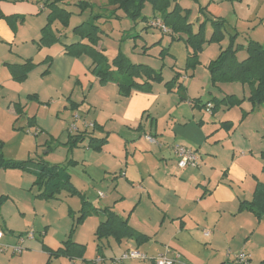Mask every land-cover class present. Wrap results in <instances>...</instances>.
I'll return each mask as SVG.
<instances>
[{
    "label": "crops",
    "instance_id": "0c3cea01",
    "mask_svg": "<svg viewBox=\"0 0 264 264\" xmlns=\"http://www.w3.org/2000/svg\"><path fill=\"white\" fill-rule=\"evenodd\" d=\"M38 1L0 0V39L14 42L17 32L14 22L20 20V22H23V19L26 18H37L42 7L38 6ZM247 1L240 0L237 3L240 5ZM223 4L226 3L215 4L214 0H208L206 6L197 7L196 14L190 15L189 21H195L196 24H199L206 19L221 18L223 11L221 6ZM229 4L232 5V2H229ZM178 5L180 6L179 3ZM200 8H204V10L200 12ZM183 9L189 10L187 8ZM87 10H90L89 17L92 13L108 15L112 9L109 6L102 12H93V9ZM117 11L115 18L111 20H124L126 17H123ZM257 19L258 25L253 28L247 25L244 30L234 24V26H231V31L227 30V35L236 34L238 38L240 34H246V36H243L246 40L243 45H246L248 41H254L264 48V38L257 31L258 28L264 30V13ZM106 21L110 20L103 18L97 22L101 31L97 50H103L104 55L105 52L101 44L103 31L100 23ZM246 21L250 23L249 20ZM131 23L135 24V21ZM207 25L209 26V24ZM147 26H150L149 20L146 21ZM207 33L209 39L211 32ZM56 34L59 37L57 43H61V38L68 39L65 35H61L59 31ZM73 37L70 42L63 41L60 45L61 49L57 50L54 56H47L42 60L43 62H40L46 63L45 71L47 72L44 71V74L52 73L54 69L58 68L59 73H61L59 76L62 75L63 79L74 83V87L70 91L71 94L67 96L65 101L70 110V117L73 113L78 112L82 120L93 123L95 126L93 129L85 130L81 121H79L77 124L79 133L72 135L85 132V138H88V141L91 137L95 139L105 138L106 142L102 150L99 153L95 151L98 154L105 152L104 150L109 146L112 138H116L119 153L124 151L126 153L130 150L132 151L131 155L133 154L132 160L135 157L140 158L139 162L134 165L131 160L128 162L127 159H124L127 165L121 172V176L120 174L118 176L121 178L116 181L117 186L122 187L127 184L132 191L134 190L131 202L128 203L130 206L128 214L122 216L113 211L114 207L121 205L123 200L127 199L122 190L116 193L117 198H113L112 205L98 206L100 202L96 206L92 205L99 211L100 216L96 218V222H93V235L101 220L100 210L109 208L121 218H127L131 229L142 235L145 240L138 243L136 239H122L120 241H116L112 237L101 240L94 239L95 252H93V256H90V253L85 249L84 242L74 233L71 234L69 240L84 247L82 254L76 253L71 258L65 256L50 258L48 253L60 248L69 236L62 241L61 246L53 250L52 246L47 243L50 235H52V229L50 226H46L45 231H43L44 235L41 236L43 239L40 241V255L45 257V263H43L46 264L48 258H50L49 264H106L104 262L105 258L102 256V249L105 247L102 242L108 239L116 244L114 249L119 253V257L129 249H136L149 258H154L166 251H169L170 255L177 252L179 258L174 264H235L234 253L244 252L251 261L252 255L246 252L249 241L243 246V249L238 251L237 248L234 252L229 251L231 246L241 247V244H244L247 240L245 238V241H242L241 244L235 243L236 240L246 235L248 216H253L247 210L240 211V204L252 201L256 184H264V151L259 152L251 146L250 134L245 129L247 119L229 115L231 110L236 107L230 110V108L221 106L217 110H213V104L209 101L212 98L216 100L224 98L225 96L221 92L206 102L200 100L192 103L193 99L188 96L185 97V91L188 89L187 85L190 86V83L185 85L186 76L180 73L178 74V83L184 87V91L181 93L184 100L180 99L177 102V99L165 98L167 94L176 93L179 95V93L175 88L167 92L164 87L166 82H164L162 73L161 83L163 87L158 85L161 83H153L149 92L133 90L129 96H121L114 82L101 83L98 78L90 73L88 67L91 62L88 58H73L65 53V46L78 42V37L75 35ZM131 37L135 38L130 34L122 35V38L126 39H131ZM137 37L141 38L140 35H137ZM237 38L236 44L242 45L237 41ZM34 41V38L31 37L33 45H35ZM122 54L124 55V53ZM137 65L150 67L147 63ZM10 80L11 83L5 81L3 84L12 86L13 83H16L11 79V76ZM156 87L158 88L156 89ZM48 89L52 91L53 88L49 86ZM75 89H77L76 95H74ZM79 94H81L82 100H79ZM35 95L38 99V95ZM48 104L43 106L45 114H47L46 106ZM208 105L211 108H208ZM248 105L250 106L249 111H251L249 102ZM186 113H189L192 119L190 116L185 118L183 115ZM146 137L153 138L156 144L149 143ZM175 144L195 151L199 158L198 167L178 169L176 167L177 158L172 150V146ZM87 148L90 149L88 144ZM117 159L121 160V158ZM117 173H115V176H117ZM261 218L256 219L260 222ZM239 220L242 221L241 225L237 223ZM0 231L3 233L0 246L15 245L18 237L24 234L20 232L15 235L13 230L10 229L5 233L1 227ZM11 237H14L15 241ZM33 240L23 250H28L30 247L36 248V236ZM106 244L110 250H114L109 242H106ZM224 249L229 253H225ZM247 251L249 250L247 249ZM30 254V252H22L18 256L19 258L16 259L0 254V264H14L16 261L22 263L28 259L25 258ZM98 258L100 262H96ZM111 260L112 264H152L140 260L120 263L114 262V259Z\"/></svg>",
    "mask_w": 264,
    "mask_h": 264
},
{
    "label": "rangeland",
    "instance_id": "374dc122",
    "mask_svg": "<svg viewBox=\"0 0 264 264\" xmlns=\"http://www.w3.org/2000/svg\"><path fill=\"white\" fill-rule=\"evenodd\" d=\"M78 1L80 0H68V3L63 5V8L71 13L68 26H64L60 21H55L51 26L55 33L59 31L61 35L68 37V39L61 38V43L49 47L37 45L41 29L46 24L48 13L47 9L43 7L44 1L38 3V6L43 8L37 18H26L23 19V22H20L21 20L14 22L17 28L14 42L0 39V154L5 162L21 163L31 160L41 161L48 166L63 167L70 175V182L76 191L69 192L66 189H61L55 192L51 198L39 197L42 189L34 184L38 166L31 167L29 170L0 166V197H5V200L0 204V227L5 233L10 229L15 235L20 232L24 234L33 232L36 236V248L30 247L28 250H23L24 253H31L25 258L28 259L22 263L16 261L14 264L45 263V257L40 255V241L43 239L40 234L44 233L46 226H50L52 229V235H50L47 243L52 246L53 250L61 246L66 237L69 236L70 238L71 234L76 233L86 245V251L90 253V256H93L95 238L93 235L94 226L92 225L94 221L96 222L99 211L90 213L80 224L74 226L83 200L93 206L99 202L98 206L112 205L113 198H117L116 193L122 190L127 199L123 200L121 205L114 207L113 211L126 216L130 210L128 203L131 202L134 190L132 191L127 184L122 187L117 186L116 181L121 178L118 176L119 174L121 176V172L127 165L124 159H127L128 162L131 160L134 165L139 162L140 158L135 157L132 160L133 154L131 155L132 151L130 150L126 153L125 151L119 153L116 138H112L109 146L105 148V152L101 154L87 148L88 138H84L77 146L70 145L66 127L72 118L65 101L74 87L73 82L66 81L62 75L59 76L61 73H59L58 68L54 69L55 72L53 70L52 73L44 74L47 66L46 63H41L28 73L22 83H13L12 86L3 84L5 81L11 83L9 71L4 63H21L28 58H32L35 63H40L45 57L54 56L55 52L61 49L60 45L63 41L70 42L71 38H74L73 27L86 20L90 13V10H87L80 15L79 8L75 6ZM87 1L93 4V12H102L109 8L108 0ZM177 2L181 8L189 9L190 15H192L196 14L197 7L206 6L208 0H177ZM229 2H232V5ZM237 2L240 0H214L215 4L226 3L221 6L223 11L220 18L224 21L223 32L225 37L219 41H208L207 32H211V27L207 25L204 34L207 41L204 42L202 50L198 54L194 68L187 66V51L189 49L183 39L172 41L169 34L151 26L146 27L147 20H156L153 18L156 14L153 13L149 3H145L141 11V17H145L146 21L139 19L135 21V24H130L133 21L124 18L122 21L109 19L110 21L101 22L100 26L103 31L101 44L105 56L110 62L119 52H122L137 64L147 63L153 69L161 70L164 82H168L179 73L186 76L185 85L190 83V86L187 85L185 97L206 102L221 92L225 97L234 95V97L242 100L240 107L235 106L236 108L232 110L231 108L234 107H230L231 114L229 115L242 118L244 111L249 112L245 116L247 119L245 129L250 134V138H248L251 140V146L260 152L264 151V103L249 111L250 106L247 101L249 89L247 86L234 82L221 84L217 88L211 84L207 70L208 64L216 59L220 48H225L228 45L227 34L228 31H231V26L237 24L241 30H244L247 25L253 28L258 25L257 18L264 13V0H248L240 5ZM117 12L124 17L121 10ZM246 20H249L250 23ZM192 22L195 23V26L198 25L195 21ZM144 27L145 29H143ZM194 30L196 31V27ZM257 31L264 38V30L258 28ZM127 34L135 38H122V35ZM137 35H140L141 38ZM243 36L246 34H240L237 38V41L242 45L246 41ZM31 37L34 38L35 45L32 44ZM245 46L243 45L239 52V60L246 57ZM158 85L163 87L162 83ZM49 86L53 88L52 91L48 89ZM76 92L77 89H75L74 95ZM30 94H34V97H30L32 96ZM35 94L38 95V99ZM79 95V100H82L81 94ZM169 95L167 94L165 98L177 99V102L181 99L176 93ZM14 103H20L23 106L25 112L23 116L14 115ZM44 104H48V106L45 105L47 114L44 112ZM183 116L185 118L190 116L192 119L189 113ZM32 117H34V122L30 125L28 119ZM117 158H121V160ZM99 193L103 197H99ZM248 217L246 222L247 233L235 243L241 244L245 238L247 240L241 244V247L231 246L229 251L234 252L237 248L239 251L249 241L246 252L252 255L250 264H258L264 259V216L260 222L254 215ZM237 223L241 225L242 221L239 220ZM11 239L15 241L14 237ZM30 241L33 242L34 240H25L23 248L28 246ZM106 242H109L112 249L116 244L111 239L102 242L105 246L102 249L104 262L112 264L111 259L118 258L119 253L115 249L110 250ZM224 251L229 253L226 249ZM0 254L9 258H19L18 254L11 255L10 251ZM231 255L229 256L232 258L233 255Z\"/></svg>",
    "mask_w": 264,
    "mask_h": 264
},
{
    "label": "trees",
    "instance_id": "16d2710c",
    "mask_svg": "<svg viewBox=\"0 0 264 264\" xmlns=\"http://www.w3.org/2000/svg\"><path fill=\"white\" fill-rule=\"evenodd\" d=\"M41 1H44L43 7L48 10V13L46 15V24L41 29V36L37 45L49 47L59 41V37L52 30V24L55 21H60L64 26H68L71 13L62 7L68 3V0H39L38 2ZM145 3H149L153 13L156 14L153 18L160 19L169 29L168 34L172 41L184 40L185 45L189 49L187 51V66L191 68H194L198 54L201 52L204 42L207 41L204 35L207 24L211 27V35L208 41H219L225 37L223 32L224 21L220 18L204 20L196 26L195 31V23L189 21L190 11L182 9L176 0H108V6L112 9L109 14L92 13L86 20L73 27L72 33L79 40L65 46L64 50L70 57L88 58L91 62L88 67L90 73L98 78L101 83L114 82L118 87L119 94L124 97L129 96L133 90L149 92L153 83L162 82L161 71H154L145 65L133 64L120 52L110 62L104 55L103 50H97L101 34L97 22L103 18L106 20L115 18L117 10H121L124 16L133 22L139 19L145 20V17H141V11ZM75 6L79 8L80 14L87 9H93V5L87 0H80ZM203 10L204 8L199 9L200 12ZM236 38V34L228 36V45L220 49L216 59L208 64L207 70L213 86L234 82L247 86L249 89L247 101L250 103L251 109H253L264 103V48L257 42L248 41L245 46L246 57L243 60H239L237 53L242 50L243 46L236 44ZM40 64L33 62L31 59H26L20 64H5V66H7L11 79L16 83H22L28 73ZM178 79L179 75L176 74L170 81L164 83V87L167 92L175 88L180 98L184 100V96L181 95L184 87L178 83ZM30 97H34V95ZM198 101L196 99L191 102ZM241 101L234 95H229L220 100L212 98L209 103L213 104V110H217L221 106L226 108L238 107ZM13 108L16 116L23 115V107L20 103H14ZM246 115H248V112L243 113L242 119ZM33 119L34 117L28 119V124H32ZM85 136V132L72 136L68 135L70 145L77 146L84 140ZM105 142V138L95 139L91 137L88 141V147L100 152ZM0 166L22 170H29L31 167L38 166V170L35 172L36 179L34 184L42 189L38 195L39 197L51 198L55 192L61 189L76 192L70 182V175L65 168H60L58 165L48 166L41 161L35 162L31 160L21 163L5 162L0 154ZM3 200H5V197H0V204ZM239 210H247L256 218L264 216V184H256L252 201L242 202ZM95 212L97 210L90 203L83 200L74 226L80 224L90 213ZM100 212L101 220L95 229V240L109 237L116 241L136 239L138 243L145 240L142 235L131 229L127 218H121L109 208H103ZM76 250L77 252H75ZM83 250V246L73 243L68 237L60 248L53 252L50 251L48 255L50 258L58 256L71 258L76 253L81 255ZM50 258H48L46 264H49ZM258 264H264V259Z\"/></svg>",
    "mask_w": 264,
    "mask_h": 264
},
{
    "label": "built area",
    "instance_id": "2783aa9c",
    "mask_svg": "<svg viewBox=\"0 0 264 264\" xmlns=\"http://www.w3.org/2000/svg\"><path fill=\"white\" fill-rule=\"evenodd\" d=\"M150 26L159 29L161 32L168 34L169 29L161 22L160 19L152 20L150 22ZM211 108L208 105V108ZM72 121L69 123L67 127V132L69 135L79 133V128L77 126L78 122L81 121L82 127L87 129H93V123H87L81 119L78 112L73 113ZM146 140L151 144H156L155 140L151 137H146ZM172 150L177 158L176 167L178 169H184L186 167L196 168L198 167V154L195 151H192L184 146L175 144L172 146ZM123 175V174H122ZM99 197H103L101 193H99ZM41 236L44 233L40 234ZM207 235V233H205ZM35 234L33 232H26L25 234L21 235L17 239V243L12 246H0V252H7L10 251L11 255L18 254L20 255L23 252V243L25 240H33ZM3 237L2 231H0V239ZM169 251L164 253L158 254L154 258H149L145 254L139 252L136 249H129L124 252L120 257L114 259V262H125V261H132V260H140V261H149L152 264H174L175 261L179 258V253L174 252L172 255ZM96 262H100L98 258ZM235 264H250L249 256L244 252H239L235 254Z\"/></svg>",
    "mask_w": 264,
    "mask_h": 264
}]
</instances>
